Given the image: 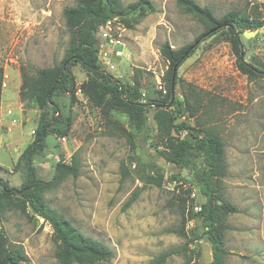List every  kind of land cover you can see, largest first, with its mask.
Instances as JSON below:
<instances>
[{
	"label": "rangeland",
	"instance_id": "374dc122",
	"mask_svg": "<svg viewBox=\"0 0 264 264\" xmlns=\"http://www.w3.org/2000/svg\"><path fill=\"white\" fill-rule=\"evenodd\" d=\"M118 1L126 6L138 0ZM193 1L210 8L216 17L235 11L262 22L261 34L250 39L240 35V41L244 60L264 72V0ZM150 2L154 12L122 30L126 56L116 61V70L110 74L137 87L146 104L164 94L167 63L160 57V46L167 42L171 49H179L192 44L203 31L176 0ZM75 3L0 0V68L5 82L0 107L13 111L11 118L16 120L0 128V179L9 187L18 188L24 182L15 165L32 142L31 131L41 114L31 100L21 102L18 97L21 71L32 77L34 69L58 64L75 48V31L65 26L62 16L63 9ZM132 16L129 13L127 18ZM72 74L77 87L88 79L79 66L72 68ZM176 78V101L183 100L181 82L191 84L201 99L195 115L184 110L176 120L189 128L181 136L197 135L199 129L212 126L224 146L225 175L210 185L215 233L205 231L198 215L207 202L200 190L204 164L196 158L178 168L155 154L153 106L146 108L147 138L121 110L104 115L77 93L69 135L49 137L48 147L33 166L42 182L53 177L57 164H75L78 176L66 177L57 188L44 191L43 197L84 236L113 251L112 260L96 264H264V79L250 81L236 70L226 29L201 41L177 69ZM67 98L59 100L65 104L64 111ZM148 175H162L161 185L146 184ZM135 191L136 199L126 207ZM16 204L0 200V233L7 244L21 247L25 264H57L49 225L28 209L22 213ZM226 206L236 212L220 214L218 208ZM214 234L224 251L216 259L208 239Z\"/></svg>",
	"mask_w": 264,
	"mask_h": 264
},
{
	"label": "trees",
	"instance_id": "16d2710c",
	"mask_svg": "<svg viewBox=\"0 0 264 264\" xmlns=\"http://www.w3.org/2000/svg\"><path fill=\"white\" fill-rule=\"evenodd\" d=\"M176 5L184 13L195 18L203 28L202 33L192 44L179 49H171L167 42L159 48L160 57L167 63L164 75V94L153 98L150 104L141 101V93L135 86L123 84L106 73L97 61L99 44L98 30L108 20L117 18L124 28L136 24L148 13L154 12L150 0H138L123 6L118 0H76L72 7L63 9L62 16L65 26L75 31L76 46L69 50L62 60L50 68L33 70L32 77L21 71V85L18 97L21 102L31 100L41 114L32 142L19 155L15 169H20L24 175L23 184L18 187H9L0 179V200L15 201L22 213L28 209L34 217L42 219L52 231V238L56 243L54 257L57 264H96L109 262L113 259V251L102 242L84 236L73 227L61 214L50 208L43 193L55 189L63 180L71 176H78L75 164H57L53 177L42 182L37 179L33 162L36 157L43 155L48 147V138H65L72 127L71 108L76 102L79 93L91 106L106 115L110 110L118 109L124 112L131 124L146 136V108L153 106V116L157 136L153 150L166 163L178 168L189 166L196 158H201L204 170L200 177V190L207 202L201 206L199 216L202 226L207 233L216 232L213 227L215 211L210 208L211 180H219L225 175L224 146L217 132L212 126L198 130L197 135L181 136V132L189 128L183 123H176L180 114L185 110L191 116L195 115L200 107V97L195 88L188 83L181 82L182 101L173 98L176 84V71L188 59L197 45L226 29L229 35L231 51L235 57L236 70L250 81L264 79V72L258 70L244 60L243 45L240 35L245 31H254L262 27V22L249 20L239 12L231 11L221 17H216L210 8L200 6L193 0H176ZM129 13L132 16L128 19ZM243 37V36H242ZM79 66L88 75V79L76 86L72 68ZM174 78L172 79L173 69ZM173 84L171 85V82ZM3 83V71L0 68V96ZM67 96L68 107L60 103V98ZM46 109L50 113L44 112ZM122 135L129 138V134L121 127L117 128ZM201 133V134H199ZM5 172H7L5 170ZM145 183L159 187L162 175L146 176ZM137 192H133L126 207L136 199ZM222 215L236 212L231 206L219 207ZM209 242L213 250V257L223 255L220 238L214 234ZM25 257L19 245H8L5 237L0 233V264H25ZM211 264H214L213 262Z\"/></svg>",
	"mask_w": 264,
	"mask_h": 264
},
{
	"label": "built area",
	"instance_id": "2783aa9c",
	"mask_svg": "<svg viewBox=\"0 0 264 264\" xmlns=\"http://www.w3.org/2000/svg\"><path fill=\"white\" fill-rule=\"evenodd\" d=\"M122 30L124 28L118 23L117 18L106 21L98 30L99 44L97 61L101 68L108 74H112L116 70V61L126 56L122 49L124 45L120 40ZM4 87L5 82L2 83V88ZM159 89L162 90V87L159 86ZM162 91L165 92L164 90ZM6 114L11 116L12 113L10 110H7ZM15 122V119H9L3 123V127L7 123L14 124ZM33 133L31 131V134Z\"/></svg>",
	"mask_w": 264,
	"mask_h": 264
},
{
	"label": "water",
	"instance_id": "95a60500",
	"mask_svg": "<svg viewBox=\"0 0 264 264\" xmlns=\"http://www.w3.org/2000/svg\"><path fill=\"white\" fill-rule=\"evenodd\" d=\"M262 31H263L262 29L254 30V31H245L243 32L242 36L245 39H250V38H253L257 34H261ZM174 73H175V68L173 69L172 79L174 78ZM172 84H173V81L171 82V85Z\"/></svg>",
	"mask_w": 264,
	"mask_h": 264
},
{
	"label": "crops",
	"instance_id": "0c3cea01",
	"mask_svg": "<svg viewBox=\"0 0 264 264\" xmlns=\"http://www.w3.org/2000/svg\"><path fill=\"white\" fill-rule=\"evenodd\" d=\"M7 110H10V109H8V108H1L0 107V128H3V123L4 122H7L9 119H12L11 118V116L13 115V111H11V116H8L7 114H6V111Z\"/></svg>",
	"mask_w": 264,
	"mask_h": 264
}]
</instances>
